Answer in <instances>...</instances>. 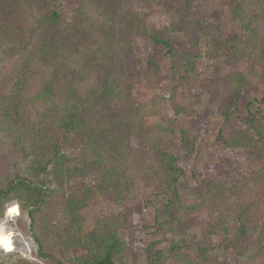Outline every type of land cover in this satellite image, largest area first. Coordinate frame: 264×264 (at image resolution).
<instances>
[{
  "label": "trees",
  "instance_id": "16d2710c",
  "mask_svg": "<svg viewBox=\"0 0 264 264\" xmlns=\"http://www.w3.org/2000/svg\"><path fill=\"white\" fill-rule=\"evenodd\" d=\"M135 1L147 6L163 4L173 18L167 31H183L189 37L199 28L203 37L211 35L208 28L194 25L190 9L196 0H91L86 3L88 20L63 29L60 12L49 0H0L2 28L16 14H25L31 8L40 13L36 28L39 36L35 34L29 40L28 48L0 86V129L15 155L11 172L0 179V219L5 205L16 202L20 214L29 220L36 257L44 262L115 264L131 244L146 236V227L126 228V214L121 213L90 236L82 232L80 210L91 193L117 186L123 189L142 179L154 191L162 209L153 215L150 236L177 233L183 222L198 218L207 223L204 238H220L218 246L225 249L252 247L253 255L259 256L264 251V167L258 179L242 175L238 181L219 182L218 177L208 176L213 172V166H209L207 172L196 176L197 185L202 187L200 194L197 186L186 181L184 164L194 151L191 135L179 130L178 147L162 148L165 137L175 132L173 121L179 109L173 99L142 93L136 79L126 70L121 72L123 66L135 64L131 42L135 33L150 39L170 59L177 55L167 31H144L143 16L132 7ZM125 6H129L126 14L130 7L131 13L113 26L115 34L110 37L107 29L112 13ZM230 17L237 20L238 28L224 45L229 73L200 81L196 90L209 94L211 103L218 104L224 124L244 102L246 120L235 134L221 137L223 149L231 156L233 149L237 154L254 149L264 165V97L244 101L250 76L233 70L237 62L252 60L260 69V80H264V0H238ZM63 30L69 35L74 32L78 41L58 47ZM64 47H71L69 57L59 50ZM3 55L5 50L0 60ZM189 70L190 64L185 73ZM159 100L166 102L163 110L158 108ZM252 101L258 106L253 108ZM164 114L169 115L168 122L162 119ZM134 139L144 143L143 152ZM71 146L76 148L72 163L64 151ZM18 162L24 165L23 170ZM75 179L81 186L77 191L70 185ZM253 180V189L247 188ZM231 224L236 225V243L230 247V243H224ZM156 244L148 242L149 248ZM72 247L84 248L85 254L71 258L61 254L62 249ZM197 250L194 255L198 260H194L186 245L172 244L164 255L159 250L150 252L147 264H163L171 256L180 264H210L206 249L201 246Z\"/></svg>",
  "mask_w": 264,
  "mask_h": 264
},
{
  "label": "rangeland",
  "instance_id": "374dc122",
  "mask_svg": "<svg viewBox=\"0 0 264 264\" xmlns=\"http://www.w3.org/2000/svg\"><path fill=\"white\" fill-rule=\"evenodd\" d=\"M49 1L60 12L62 29L70 25L77 27V22L82 23L84 20H88L86 3L91 0ZM194 2L197 4L190 9L194 16L193 19L196 21L194 25L209 29L211 35L206 36V38L203 37L199 28H197L198 30L194 29L189 37L184 35L183 31H167L171 27L173 18L169 16L167 10L162 8L164 7L163 4L162 6L160 3L147 6L141 1L133 2L132 7L143 16L144 31L146 30L149 34L167 31V39L175 47L177 55L170 59L164 50L152 44L150 39L135 33L131 35V42L135 47V64L130 68L123 66L121 72L126 70L129 76L135 78V82L140 85L139 87L143 91L142 93L154 92L155 95L164 99H173L175 106L179 109L178 116L173 121L175 132L172 136L165 137L162 148L176 149L178 147L179 130L191 135L194 151L191 153L189 161H185L184 164L186 181L192 187L197 186L200 194H202V187L197 185L196 176L207 172L209 166H213V172L208 176H211L210 178L218 177V181L223 182L224 180L238 181L240 177H243L242 175H245L246 179L252 177L254 180L258 179L259 172L264 165L255 156L257 151L254 149H246L245 153L242 154L234 153L236 149H233L234 151H230L232 156L223 149L221 137H229L235 134L240 129V123L246 120L244 102L239 105L237 112L233 113L229 121L224 124L222 114L217 110L218 104L211 103L209 94L198 93L196 90L200 81L215 75L223 77L229 73L228 67L225 66L226 51L224 45L226 39L233 37L237 32V20L230 17V11L235 7L238 0H196ZM128 8L129 6H125L113 11L111 26L107 29V34L110 37L115 34L114 27L122 16L128 17L130 15L131 7L126 14ZM39 19L38 9L31 8L25 14H16L15 19L10 24H6L3 28L0 27V54L3 50L6 51V55H3V59L0 60V86L11 69L14 68L22 51L28 48L29 40L34 39L35 34L39 36V30L36 29L39 26ZM68 33L69 31L63 30L62 35L58 38V47H63L65 42L72 44L78 41L76 36H73L74 32L70 35ZM70 48L64 47L59 50L65 52L69 57L70 52L72 53ZM250 58H255V56H250ZM189 64L190 70L185 73ZM233 70L247 73L250 76L244 101L258 100L264 97V80H260L262 74L254 61L247 59L239 61ZM2 93L3 90H0V105L3 100ZM157 105L159 109L163 110L166 102L159 100ZM257 106L258 104L252 101V107ZM162 119L164 122H168L170 117L168 114H164ZM4 138L0 129V179L7 172H11L15 160V155L7 146ZM56 139L61 140L58 136ZM134 141L139 151L143 152L144 143L137 139ZM75 149L72 146L64 149L65 154L70 157L71 163ZM247 159H250L248 164L245 162ZM17 166L21 170L24 169V165L20 162ZM94 180V178L91 179V181ZM254 180L253 182L250 181L251 184L247 188L254 187L256 184ZM70 185L74 191L80 190L81 186L78 180H72ZM10 209H16L19 215L4 220L5 213ZM161 211V203L155 201L154 191L146 187L142 179H135L130 186L123 189L117 186L112 189H99L91 193L86 201V206L80 210V216L83 219L82 232L91 236L97 229L107 227L109 221L115 220L116 215L125 213L126 228L132 229L136 225L145 226L147 234L141 241L131 244L127 248L124 258L115 264H147L150 252L159 250L164 255L167 252L165 250L169 249L172 244L186 245L194 260H198L195 257L199 253L198 247H204L210 264H264V251L261 255L255 256L252 247L225 249L218 246L221 241L220 238H204L203 234L207 223L203 219L193 218L183 222L184 225L178 229L177 233L164 235H155L154 233L150 236V233L153 232V215L155 212L160 213ZM134 214L136 220L131 217ZM1 219L0 223L5 221L6 224L8 223V227L13 226L9 229L13 235L9 239H0V264H52L36 257V245L28 230L29 220L20 214L16 202L12 201L5 205ZM235 227L236 225L231 224L230 235L227 236L224 243H230V247L236 243ZM148 237V242H157V244L149 248L148 242H145ZM240 251L243 256H238ZM61 254L69 258L80 257L85 254V251L82 247H72L62 249ZM163 264L180 263L171 256L164 260Z\"/></svg>",
  "mask_w": 264,
  "mask_h": 264
},
{
  "label": "bare ground",
  "instance_id": "6f19581e",
  "mask_svg": "<svg viewBox=\"0 0 264 264\" xmlns=\"http://www.w3.org/2000/svg\"><path fill=\"white\" fill-rule=\"evenodd\" d=\"M18 215H19V213L17 211L16 212H12V213H10V211H8V212L5 213V219L4 220L9 219V218H14V217H16ZM12 235L13 234L11 233V231L8 230L5 235L0 236V239H9Z\"/></svg>",
  "mask_w": 264,
  "mask_h": 264
},
{
  "label": "water",
  "instance_id": "95a60500",
  "mask_svg": "<svg viewBox=\"0 0 264 264\" xmlns=\"http://www.w3.org/2000/svg\"><path fill=\"white\" fill-rule=\"evenodd\" d=\"M12 227H13V226L8 227L7 224H6L5 222L2 221V222L0 223V236L5 235L6 232H7L9 229H11Z\"/></svg>",
  "mask_w": 264,
  "mask_h": 264
},
{
  "label": "snow or ice",
  "instance_id": "6c2138e0",
  "mask_svg": "<svg viewBox=\"0 0 264 264\" xmlns=\"http://www.w3.org/2000/svg\"><path fill=\"white\" fill-rule=\"evenodd\" d=\"M9 211H10V213H12V212H16L17 210L16 209H10Z\"/></svg>",
  "mask_w": 264,
  "mask_h": 264
}]
</instances>
